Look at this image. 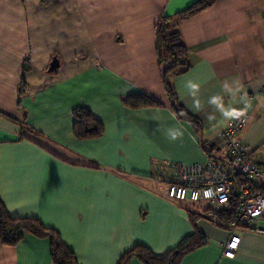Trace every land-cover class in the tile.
Listing matches in <instances>:
<instances>
[{"label":"crops","instance_id":"obj_1","mask_svg":"<svg viewBox=\"0 0 264 264\" xmlns=\"http://www.w3.org/2000/svg\"><path fill=\"white\" fill-rule=\"evenodd\" d=\"M196 1L0 0V202L55 231L77 264H118L137 246L162 258L195 229L202 245L179 264H264V233L229 227L207 202L168 200L151 175L160 163H204L212 149L224 161L218 137L245 111L235 140L264 164V0H214L176 23L190 67L169 85L201 132L171 109L154 30ZM139 94L159 106L123 105ZM81 108L99 136L74 137ZM231 235L240 242L227 259ZM0 264H52L49 240L0 244Z\"/></svg>","mask_w":264,"mask_h":264},{"label":"trees","instance_id":"obj_2","mask_svg":"<svg viewBox=\"0 0 264 264\" xmlns=\"http://www.w3.org/2000/svg\"><path fill=\"white\" fill-rule=\"evenodd\" d=\"M214 0H198L187 9L160 20L155 26L156 54L159 63H165L161 73L162 84L171 103V109L184 122H187L195 133L201 132L200 123L189 116L178 105L174 91L169 85V79L187 71L190 67L188 52L182 41L177 22L190 18L202 10L210 7ZM23 86V83L21 84ZM123 105L131 109L158 107L159 103L147 95L139 94L128 96L123 99ZM74 124L73 135L76 139L99 136L102 125L86 109H75L73 111ZM207 153L211 158L212 152ZM236 188L248 187L251 194L259 195L264 199V185L256 186L239 177L235 178ZM224 223L235 220L236 202L232 199L225 211L213 212ZM32 235L36 238H46L50 243V260L52 264H77L74 254L62 243L59 235L43 226L38 220L32 218H12L8 215L0 202V244L2 246L14 247L25 236ZM202 245L201 234L195 229L193 235L183 240L174 250L168 252L162 258H156L145 247L137 246L125 253L118 264H129L130 260L137 259L143 264H179L181 259L189 252Z\"/></svg>","mask_w":264,"mask_h":264},{"label":"built area","instance_id":"obj_3","mask_svg":"<svg viewBox=\"0 0 264 264\" xmlns=\"http://www.w3.org/2000/svg\"><path fill=\"white\" fill-rule=\"evenodd\" d=\"M264 93V86L261 87ZM248 111L231 120L228 128L218 137V145L226 152L224 161L207 158L204 163L191 165L157 164L151 175L166 184V197L176 203H209L216 213L223 212L230 200L236 202L235 220L229 227H245L264 233L251 223L264 221V199L251 194L248 187H237L239 177L256 186L264 185V164L248 160L249 150L235 140V135L248 123ZM259 184V185H258ZM240 239L231 235L222 247L224 258L233 259Z\"/></svg>","mask_w":264,"mask_h":264},{"label":"water","instance_id":"obj_4","mask_svg":"<svg viewBox=\"0 0 264 264\" xmlns=\"http://www.w3.org/2000/svg\"><path fill=\"white\" fill-rule=\"evenodd\" d=\"M58 67H59V64H58L57 60H56L55 58H53V59L51 60V62L49 63V66H48V70H47V72H48L49 74H54V73L57 72Z\"/></svg>","mask_w":264,"mask_h":264},{"label":"clouds","instance_id":"obj_5","mask_svg":"<svg viewBox=\"0 0 264 264\" xmlns=\"http://www.w3.org/2000/svg\"><path fill=\"white\" fill-rule=\"evenodd\" d=\"M193 87H195V86H193ZM173 139H175V134H173Z\"/></svg>","mask_w":264,"mask_h":264},{"label":"rangeland","instance_id":"obj_6","mask_svg":"<svg viewBox=\"0 0 264 264\" xmlns=\"http://www.w3.org/2000/svg\"><path fill=\"white\" fill-rule=\"evenodd\" d=\"M260 226V225H259Z\"/></svg>","mask_w":264,"mask_h":264}]
</instances>
